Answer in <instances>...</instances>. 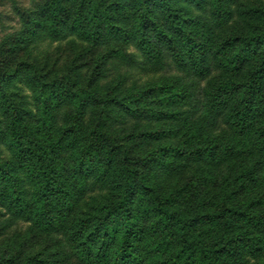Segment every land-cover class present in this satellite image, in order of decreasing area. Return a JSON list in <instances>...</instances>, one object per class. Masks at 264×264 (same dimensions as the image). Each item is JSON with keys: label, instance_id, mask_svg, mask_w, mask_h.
Segmentation results:
<instances>
[{"label": "trees", "instance_id": "16d2710c", "mask_svg": "<svg viewBox=\"0 0 264 264\" xmlns=\"http://www.w3.org/2000/svg\"><path fill=\"white\" fill-rule=\"evenodd\" d=\"M232 1L139 0L142 16L133 30H123L145 51L144 69L160 62L158 51L166 47L187 52L193 77L204 69L210 50L218 56L221 73L209 80L202 103L193 101L197 84L171 77L131 92L120 85L103 91L98 77L102 59L112 55L108 52L96 58L85 83L74 68L47 82L39 77L41 118L34 124L31 112L13 104V91L3 86L13 81V33L3 37L0 234L13 225V218L25 219L44 233L65 228L85 198L86 179L105 182L121 173L124 181L116 199L75 224L73 262L46 245L26 264H264V6L251 10L258 22L250 33L222 41L218 30L231 15ZM120 3L102 8L98 0H47L41 11L26 15L28 30L17 37L27 46L42 31L58 34L75 12L73 27H80L96 46L108 32L107 19L123 7ZM208 5L213 22L193 14L192 8L204 12ZM103 11L109 13L104 20ZM61 100L72 111L77 108L71 130L80 125L88 101L99 110L92 139L70 160L60 155L66 147L63 140H51L47 122ZM186 105L192 108L182 110ZM117 109L135 119L160 122L156 128H134L126 136L131 143L147 140L142 146L157 143L146 155L131 157L130 149L123 148V158L116 160L121 150L112 145L110 127ZM133 163L138 166L130 168ZM211 184L218 186L214 193ZM10 242L2 240L0 248L12 250ZM57 254L61 262L55 260ZM1 255L0 264L12 263V256Z\"/></svg>", "mask_w": 264, "mask_h": 264}, {"label": "rangeland", "instance_id": "374dc122", "mask_svg": "<svg viewBox=\"0 0 264 264\" xmlns=\"http://www.w3.org/2000/svg\"><path fill=\"white\" fill-rule=\"evenodd\" d=\"M98 1L101 2L102 8L110 3L116 4L118 2H122L120 4L123 7L121 6L115 12L112 20L107 19L108 32L104 34L96 46L93 39L83 35V32L79 29L80 27H73L72 20L75 18V12L66 19L67 21L70 20V23L68 22L60 33L42 31L37 39L26 46L17 37L22 31L28 30L26 15L28 16V14L37 10L41 11L39 6L46 4L47 0H0V44L6 34L13 33V81H7L3 86L13 91V104L18 103L31 112L30 119L34 124H37L41 118L39 82H37L39 77H46L44 81L47 82L66 75L74 68L77 74L80 75V81L85 83L88 81V76H90L96 58L101 54L108 55V52L112 55L108 56L107 59H102V67L98 77V84L103 91L114 85H120L125 91L131 92L133 87L147 88L171 77L176 78L177 82L181 79L182 83L188 85L197 84L195 87V100L193 101L202 103L206 100V92L204 91L208 88L209 80L218 77L221 73L216 67L218 56L210 50L205 58L204 69L197 75L198 77H193L196 73L190 66L193 63L189 60L186 51L181 47L175 48L174 51L173 47L169 49L166 45L163 46L166 47L165 49L158 51L159 46L154 44L155 50L160 53L158 58L161 57V61L146 66L149 69H144L146 63L145 51L139 48L136 40L127 37L123 31L133 30L137 18L142 16L143 9H141L139 0ZM262 6H264V0H233L229 4L231 15L226 25L218 30L219 40L222 38L223 41L224 37H235L250 33L252 26L258 22L251 10L262 8ZM195 8H192L193 14L201 15L213 22L211 5L206 6L204 12ZM103 13L104 17L102 19L104 20L105 14L109 13L107 11H103ZM151 36L154 35L150 33ZM177 49L183 54L179 55ZM16 71L17 73H15ZM191 108V105H186L181 109L190 110ZM200 109L202 108L200 107L198 112H200ZM71 111V105L68 104L67 100H61L55 110L51 112V118L47 120L52 128L51 135L49 134L51 140H63L62 143L66 148L61 151L60 155L65 160H70L74 152L76 153V149L92 139V132L99 117L98 107L95 108L92 102L88 101L80 116V125L71 130L75 123L72 113L75 114L77 108ZM112 116L116 118V120L112 119L110 127L112 145L114 144L121 150L116 155V160L123 158V148L130 149L129 156L133 157L137 154L146 155L157 145V143L150 142L149 145L142 146L141 143L145 142L146 144L147 140H132L131 143L130 140L126 139V136L131 134L134 128L137 130L141 126L156 128L160 126V122L135 119L125 115V111L118 109L113 112ZM0 120L3 121L5 118L0 115ZM68 129L69 131H67ZM136 142L140 143L139 147L135 145ZM109 145L110 143L107 146ZM2 147L3 145H1ZM136 166L138 165H135V163L129 165L130 168ZM140 167H143V165ZM123 182L121 173L120 175H111L105 182L98 181L94 177L86 179L84 182L87 187L85 198L78 204V208L70 214L68 225L65 228L44 233L25 219L13 218V225L8 226L0 234V242L13 239V242H10L12 250L1 247V256L4 259H9L12 256L13 261H11V264H26L37 252L44 250V247L49 245V249L52 248L57 251L59 249L60 255H63V257L66 255L68 261L73 262L77 252L74 249V243L71 241L76 231L75 224L79 220H84L88 216L97 213L96 210L105 202L116 199ZM216 187H218L216 184H211L209 187L210 192L214 193ZM149 221H151L150 223L154 222L153 218H149ZM49 252L52 251L49 250ZM55 257V260L61 262L59 254ZM247 258L249 257L247 256ZM43 260L44 258H39L40 262ZM251 263L252 260L247 262V264Z\"/></svg>", "mask_w": 264, "mask_h": 264}]
</instances>
